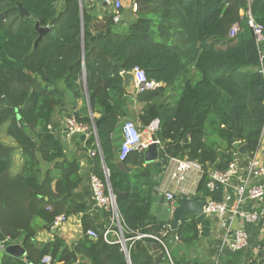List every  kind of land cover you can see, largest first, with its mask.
I'll use <instances>...</instances> for the list:
<instances>
[{"label":"trees","instance_id":"1","mask_svg":"<svg viewBox=\"0 0 264 264\" xmlns=\"http://www.w3.org/2000/svg\"><path fill=\"white\" fill-rule=\"evenodd\" d=\"M19 4L29 17L19 14ZM135 4L136 19L122 33L110 12L105 9L98 16L79 0H0V133L13 142L0 140V264H41L44 256L53 264H128L120 245L102 240L87 205L74 199L83 180L79 160L67 157L61 131L53 127L57 113L74 117L71 101H83L85 87L91 112L98 115L94 120L101 152L90 134L85 146L93 153L91 173L104 182L105 166L126 237L157 234L169 223H157L150 214L155 182L153 164L145 162L144 152L133 151L118 160L115 135L128 96L123 73L138 68L147 80L162 85L137 95L144 104L139 121L142 126L159 121L153 139L160 142L162 164L187 158L202 166L192 198L227 201L224 186L207 187L210 173L225 171L235 162V143L246 146V157L258 149L264 134V41L256 45L245 13L250 11L264 29V0ZM36 23L47 32L34 47ZM235 25L239 31L232 38ZM169 89L171 95L163 99ZM74 118L90 124L88 113ZM219 150L227 154L218 157ZM16 151L21 166L14 173ZM59 215L79 216L83 232L92 229L99 237L83 235L70 247L57 235L38 243L36 233L49 231ZM175 235L181 248L200 240L191 217ZM10 245L21 246L25 256L6 254ZM150 245L160 248V260L158 255L155 260ZM253 247H258L256 255ZM244 252L243 264H264V243L255 241ZM128 256L130 264L181 263L173 254L170 263L151 239L135 241Z\"/></svg>","mask_w":264,"mask_h":264},{"label":"built area","instance_id":"2","mask_svg":"<svg viewBox=\"0 0 264 264\" xmlns=\"http://www.w3.org/2000/svg\"><path fill=\"white\" fill-rule=\"evenodd\" d=\"M106 7L110 9L112 14V20L114 24H119L122 16V3L120 0H97ZM133 8H136V4L133 3ZM246 25L250 29L257 46H260L264 41L263 27L258 24L252 17L250 11H246ZM239 31V26L235 25L230 30V37H235ZM84 71V70H83ZM134 80L133 86L137 94L143 92L147 89L156 88V83L153 81L147 80L145 73L138 68H134L132 71ZM90 124H82L76 122L74 117L65 119L64 129H66L65 134L67 136H80L84 135L85 140L90 134H95L93 131H90ZM159 129V121L153 120L149 125L145 127L148 135V139H144L142 132L139 130L137 125L130 120H127L121 126V142L119 145L118 151V160L122 161L125 159L126 155L133 151L145 152L147 148L155 144L156 146L160 145L158 140L153 139L154 134ZM262 139V138H261ZM259 147V146H258ZM98 149V148H97ZM258 150V149H257ZM254 152L250 157H246L245 160V169L248 171V178L241 182L236 188L237 192V205L242 204L244 201H260L261 204L258 207L261 208L260 213H257L256 210L250 212H244L239 207L234 210V213L237 214L241 219L248 223H254L259 227V233L264 238V185L258 181L261 178H264V165L261 161L259 155ZM99 152V151H98ZM93 156V153H90ZM236 158L235 162L231 163L225 171H213L209 175V182L207 187L213 189L215 184H220L225 188L230 185V182L233 177L238 173L237 158L240 155L234 154ZM171 171L169 174V179L174 185L179 187L180 194L187 196L190 191L185 186L191 180L193 185V190L196 189L199 179L202 174V166L196 161L189 160L187 158H171ZM105 175V181L103 182L93 173H90L89 176V186L92 192L93 207L99 209L107 214L108 216V225L102 231V240L109 245L118 244L121 247V250L124 254L129 255V249L135 241L141 239H151L155 241L163 250L165 256L171 263V254H170V245L172 243L177 244L179 242L178 237L173 234L171 225H166L162 231L157 234L153 233H136L131 237H126L124 235V227L121 216L118 212L115 197L108 187L106 179L108 177V172L103 168ZM173 193H166L165 199L172 202L171 208H175ZM228 209L227 201L222 203H216L210 200L203 209V213L206 216L215 214L222 219L225 211ZM68 217L65 215H59L53 220L49 231L51 234H54L57 230L63 227L66 224ZM172 235L170 236V233ZM84 236H87L89 239L95 240L99 237L98 233L95 230L89 229L83 232ZM168 237H171V240H168ZM249 247L248 235L244 229H236L233 234L226 238L222 239L221 245L219 246V252L228 249L231 252L244 251ZM253 254L256 255L258 252V247L252 248ZM219 260L214 259L213 264H218ZM41 264H53L50 256H44L41 259ZM172 264V263H171Z\"/></svg>","mask_w":264,"mask_h":264},{"label":"crops","instance_id":"3","mask_svg":"<svg viewBox=\"0 0 264 264\" xmlns=\"http://www.w3.org/2000/svg\"><path fill=\"white\" fill-rule=\"evenodd\" d=\"M122 3V16L121 21L118 25V29L122 33H126L129 29V26L132 22L136 19L135 11L136 8H133V3L135 0H120ZM81 6H85L87 9H95L98 13V16H101V13L106 9L110 12V9L100 3L97 0H80L79 1ZM83 72V71H82ZM84 72L80 75V81L84 83ZM133 86V84H132ZM162 86L161 84H156L155 87ZM134 87V86H133ZM137 93L135 88L132 92L128 93L126 99V105L124 109V116L120 121V127L115 135L117 140V145L121 142V126L127 120L133 121L139 130L142 132L143 138L148 139L150 136L148 135L147 131L145 130L146 126H142L139 121V116L142 113V109L144 104L140 103L136 100ZM171 95V89L165 92V95L162 97L166 99L168 96ZM75 103L74 112L80 113L84 112L87 113V100H75L71 101ZM94 117H98V115H93ZM66 117L65 115L56 114L54 120V130L60 129L62 139L66 145V155L69 159L77 158L80 164V174L83 178L82 186L74 191V199L79 202L86 204L88 207V215L91 219L92 223L94 224L97 230H104L108 225V216L103 211L96 209L93 207V199H92V192L89 186V176L91 173V160L92 156L90 155V150H88L85 146V140L81 141L78 136H67L64 131V121ZM0 140L7 144L13 145L12 140H10L3 132L0 133ZM257 154L259 155L261 161L264 165V138H262L259 142V147L257 150ZM246 160V159H245ZM245 160L242 156L237 158V165H238V173L235 177L232 178L230 185L225 188L226 200L228 209L225 211L221 220L217 216L209 215L206 219L211 222L212 230L210 232V237L207 239H200L195 246L191 248H181L176 246L174 243L170 245V253L175 256V258L180 261V264H211L214 259H218L220 261L226 262L227 264H243L245 261V252L238 251V252H231L228 249H225L221 253L219 252L218 248L221 245L222 239L224 237H230L236 229H244L248 235L249 244L259 241L264 243V238L259 233L258 225L254 223L245 222L241 219L237 214L234 213V210L239 207L244 212H250L252 210H256L258 205L255 203H247L244 201L242 204L237 205V192L236 188L242 181L246 180L248 176V171L245 169ZM148 164H153V179H154V187L152 191V198L153 197H164L166 193H173L174 194V201L175 204L178 203V198L181 196L184 197H191L195 194V190H193V185L190 179V182L187 183L185 186L188 188L190 193L185 196L180 194V189L174 183H172L169 179V174L171 171V163L170 160L167 164H162L161 161L157 158L153 162H149ZM21 166V158L19 151H16L14 154V165L12 171L14 173L20 170ZM259 183L264 185V178H261ZM152 198L151 203L152 204ZM230 202V205L228 203ZM199 229V228H198ZM200 231V230H199ZM59 236L67 246H71L76 243L82 236L83 230L81 226V219L79 216H70L65 225L62 228L57 230L54 234H51L48 231L40 230L35 235V240L38 243H46L51 241L54 236ZM3 247L0 245V256L2 254ZM24 257V256H23ZM220 257V259H219ZM162 258V257H161ZM160 257L158 260L161 259ZM161 264H165L162 262Z\"/></svg>","mask_w":264,"mask_h":264},{"label":"water","instance_id":"4","mask_svg":"<svg viewBox=\"0 0 264 264\" xmlns=\"http://www.w3.org/2000/svg\"><path fill=\"white\" fill-rule=\"evenodd\" d=\"M80 1V0H79ZM18 11L21 16L29 17V13L26 12V10L22 7L21 4L18 5ZM35 29L38 33V38L34 42V47L37 46L38 42L41 40L42 36L47 32V29H43L39 26V23H36ZM123 81H124V88L127 93H130L134 90V87L132 86L134 76L132 72L129 73H123L122 74ZM85 97L87 100V113L88 116L90 117L91 121V126H90V131H93L95 134V140H96V145L99 151V155L101 156L100 148H99V141L96 133V127L98 124V121L94 120V116L91 112L89 101H88V94H87V89L85 87ZM75 106V103L71 104V108ZM66 108H69V106H66ZM84 112L80 113H73V116L76 117L77 115H82ZM104 115H102L100 118H103ZM66 132V129H64ZM78 138L81 141L85 140L84 135L78 136ZM264 138V134L262 136ZM235 149H237V153L242 156V158L245 160L247 156V149L245 145H240L239 143H235L233 145ZM226 152H223L219 150L217 152V156L220 157L222 155H226ZM158 156V148L155 144L150 145L147 150L144 152V159L146 163L153 162ZM218 165V161L214 164V168H216ZM104 169L105 166H103ZM108 187H110V182L107 177L106 179ZM210 202V199H206L205 201H200L195 198L191 197H185L183 198L180 202L175 205V208H171L172 202L166 200L164 197H153L152 198V204L150 206V214L154 216L155 221L157 223H169L171 225V229L173 231V234H175V231L177 230L178 226L186 221L188 218H193L196 223L198 224L199 228V239H207L210 237V232L212 230L211 222L208 221L206 216L203 213V209L206 206V204ZM247 203H255L256 205H260V201H251V200H246ZM229 206L230 202L228 203ZM261 208L258 207L256 209L257 213H260ZM211 216H215L214 213L211 214ZM4 252L6 254L12 255L14 257H23L25 256V252L23 248L19 245H10L4 249ZM150 252L152 253L153 256H155V260H157L156 255L158 257H162V252L158 246L155 245H150ZM126 260L127 263L130 264L129 262V256L126 254Z\"/></svg>","mask_w":264,"mask_h":264},{"label":"rangeland","instance_id":"5","mask_svg":"<svg viewBox=\"0 0 264 264\" xmlns=\"http://www.w3.org/2000/svg\"><path fill=\"white\" fill-rule=\"evenodd\" d=\"M171 256V255H170ZM174 256V255H173Z\"/></svg>","mask_w":264,"mask_h":264}]
</instances>
